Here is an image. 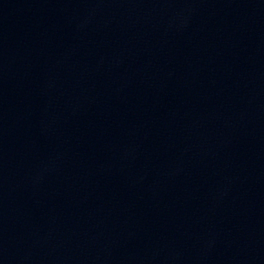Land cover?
Returning <instances> with one entry per match:
<instances>
[{"label":"water","instance_id":"obj_1","mask_svg":"<svg viewBox=\"0 0 264 264\" xmlns=\"http://www.w3.org/2000/svg\"><path fill=\"white\" fill-rule=\"evenodd\" d=\"M0 264H264V0H0Z\"/></svg>","mask_w":264,"mask_h":264}]
</instances>
